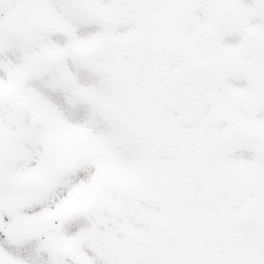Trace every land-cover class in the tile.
<instances>
[{
  "label": "snow or ice",
  "instance_id": "snow-or-ice-1",
  "mask_svg": "<svg viewBox=\"0 0 264 264\" xmlns=\"http://www.w3.org/2000/svg\"><path fill=\"white\" fill-rule=\"evenodd\" d=\"M0 264H264V0H0Z\"/></svg>",
  "mask_w": 264,
  "mask_h": 264
}]
</instances>
